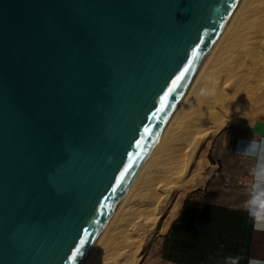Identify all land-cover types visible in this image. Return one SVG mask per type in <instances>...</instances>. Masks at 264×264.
<instances>
[{
    "label": "water",
    "instance_id": "1",
    "mask_svg": "<svg viewBox=\"0 0 264 264\" xmlns=\"http://www.w3.org/2000/svg\"><path fill=\"white\" fill-rule=\"evenodd\" d=\"M237 1L0 0V264H80Z\"/></svg>",
    "mask_w": 264,
    "mask_h": 264
},
{
    "label": "bare ground",
    "instance_id": "2",
    "mask_svg": "<svg viewBox=\"0 0 264 264\" xmlns=\"http://www.w3.org/2000/svg\"><path fill=\"white\" fill-rule=\"evenodd\" d=\"M250 3L252 4V1ZM250 3L248 4V2H244V0H238L236 5L232 9L231 13L229 14L228 18L220 28V30L213 37L208 48L206 49V52L201 57L194 72L192 73L188 82L183 88L180 96L177 98L172 108L170 109L165 119L163 120L162 124L158 128L153 140L144 151L140 161L136 165L129 180L122 189L112 209L110 210L109 214L104 220L100 228V231L93 239L91 245L89 246L80 264H94L95 262H98V260H100L101 257L103 258V256L105 255L107 256V253L109 251H116L117 249H119L120 245L125 239L129 241L131 240V242L135 241L133 245L135 244L136 249L133 248V250L136 251L138 250L140 243L145 239L147 234L154 228L158 229L159 233L166 232L169 222L178 213V205H177L178 203H177L174 204L169 209L165 217H163L162 219L159 218L163 206L170 199L171 193H176V197H177L176 200L178 201L179 199L184 198V194L187 190L195 189L199 187L206 180V176L204 175L205 163L201 159L202 144L205 142L209 134L215 133L223 129L224 127L228 126L232 122V117L221 116V114L218 113V111L213 109V107L215 106L218 109V107L222 105V101L221 100L219 101V97H216V94L217 92L223 91L222 88L224 89L225 84L229 82L230 78L228 77L229 80H227V78H223V80L224 79L226 80L221 84L220 81L218 83V80L217 82L211 83L209 82V80H207L209 79L208 77H211V74L210 76L205 74V76L207 77L204 78L207 79L202 78V75L204 76L203 67L205 66L204 68H207L206 66L207 64H209L207 63V61L209 60V59L207 60V58L211 57L213 51L215 55L216 44L217 46H219L218 42H220L223 39L222 38L224 37L223 33H225L229 29L231 22H233V20L235 21L234 19L235 12L240 7L243 9L247 8L248 10L249 9L248 5H250ZM228 32L229 31H227L226 34ZM227 36H231V35H227ZM225 41L227 42V40ZM237 47H238V43H237ZM232 48L235 47L232 46ZM229 50L230 49H228V51ZM227 54H229V52ZM214 55L213 57L215 58ZM224 55H226V53H224ZM231 55L227 56V60L230 59V58L228 59V57H230ZM219 69L222 70L221 68ZM212 70L215 71L216 69L214 70L213 68ZM217 71H215V73ZM215 73H212L213 78ZM218 78H215L213 80H216ZM210 80L212 81L211 78ZM244 82L245 80L242 81V83ZM209 84L211 86L213 85L215 87V90L213 89L210 90V88L212 87ZM227 87H229V85ZM244 87H245L244 84L238 83V89H243ZM250 89L251 88H249L248 91ZM205 90L206 92L209 90L208 92L210 93L211 91V93L207 94L208 92L205 93ZM213 91H215L214 93L216 94H213ZM204 94H206L207 96ZM209 95L212 97H210ZM225 95L228 96L229 94H225ZM204 106L205 107L208 106L206 110H203ZM195 107L198 108L196 109ZM218 110L221 111V108ZM186 114L188 115V117L185 119L184 117H186ZM205 117H208L207 119L209 120L213 119L212 123L209 126L205 124L206 123ZM207 122L209 121L207 120ZM179 125L182 126V130L179 127ZM188 125L192 126L190 130H188L187 127ZM204 125L205 128H202L204 127ZM194 157L198 158V161L195 163L196 170L195 172H192L190 174V166L193 163ZM118 212H121L120 214L121 216L123 214V216L121 218L120 216L118 217L119 218L118 222L119 221L120 222L118 223V225L115 224L116 226H112L113 227L112 229L117 228L115 230L116 232L114 231L113 234L116 235L119 234V236L124 239V240L122 239L121 242H118L119 239L117 242L114 241L115 238L117 237L116 235H115L116 237L109 236L110 238L106 236L109 233L107 231L111 227L112 221L114 222L113 218L115 214L118 215L117 214ZM140 213L141 216H138ZM114 219H116V216ZM104 237L107 238L106 240L109 239V243H107L106 245L107 248H103V249L101 248L100 251L98 249L96 250L97 246L100 243L102 245L103 243L106 244L105 243L106 241L103 242L105 240ZM131 238L133 239V241ZM134 238L136 240H134ZM102 247H104V245ZM134 251H132V253L130 254L134 255L133 253ZM129 258L131 257L129 256Z\"/></svg>",
    "mask_w": 264,
    "mask_h": 264
},
{
    "label": "rangeland",
    "instance_id": "3",
    "mask_svg": "<svg viewBox=\"0 0 264 264\" xmlns=\"http://www.w3.org/2000/svg\"><path fill=\"white\" fill-rule=\"evenodd\" d=\"M251 1H252V4L250 3ZM244 2H248V4L250 3V5H248L249 9L247 10V8L243 9L240 7L235 12V14H234L235 21L233 20V22H231L229 29L227 30L229 32L226 34V32H227L226 31L225 33H223L224 35L222 34L225 37V38L224 37H222V38L227 40V42L222 39L220 42H218L219 46H217V44H216L215 55H214V51H213L211 54V57L207 58V60L209 59L207 61V63H209L206 66L207 68H204L205 67L204 66L203 67L204 71L202 70L203 74H204V76L202 75L203 79H207V78H204V77H207V76H205V74L208 76H210V74H211V77H208L209 79H207L211 83L217 82V80H218V83L220 81V84H221V83L225 82V80H226V79L223 80V78H227V80H229V78H230L229 82L226 83L227 86L229 85V87H227L225 84L224 89L222 88L223 91L217 92V94L214 93L215 91H213V94H216V97H219V101L220 100L222 101V105L219 106L221 108L222 112L220 110H218V109H220L219 107L217 109L215 106V107H213V109L218 111V113H220L221 116L232 117V122L229 125L246 123V122H249L251 120L264 118V0H244ZM235 15H237V16H235ZM247 29H249V30H247ZM237 30H239V31H237ZM225 34H226V36L227 35H231V36H227L228 37V39H227ZM237 43H238V47H237ZM220 44L221 45L224 44L223 45L224 47L221 46ZM232 46L235 48H232ZM228 49H230V50L228 51ZM231 51H233L234 53ZM228 52H229V54H227ZM224 53H226V55H224ZM213 55L215 56V58L213 57ZM228 55L232 56V58H231V56L228 57V59L230 58L229 60H227ZM225 56H226V58H225ZM224 64H226V65H224ZM215 65H216V68H215ZM213 68H214V70L216 69L215 71H217V70H219V71H217L215 73V71L212 70ZM219 68H221L222 70H220ZM210 72L215 73L214 78L212 77L213 74ZM218 73H219V76H218ZM216 74H217V76H216ZM210 78L212 79V81L210 80ZM215 78H218V79L213 80ZM241 80L242 81L245 80V82L242 83ZM248 81H249V84H248ZM250 82H251V84H250ZM238 83L244 84L245 87L243 89L246 91H244L243 89H238ZM211 87L212 88H210V90H212V89L215 90V87L213 85ZM228 88H230V89H228ZM249 88H251V89L248 91ZM226 91H228V92H226ZM207 92L205 90V93H207ZM210 93H211V91H210ZM210 93L208 92L207 94H210ZM222 93H224V94H222ZM213 94H211V95H213ZM225 94H229L230 96L229 95L226 96ZM204 95H206V94H204ZM210 97H212V96H210ZM208 106H206V107L204 106L203 110H206ZM187 117H188V115L186 114V117H184V118L186 119ZM184 118H183V120H184ZM205 118H204L206 120L205 124L209 126L212 123L213 119L209 120V119H207L208 117H205ZM207 120L209 122H207ZM179 127L182 130V126L179 125ZM187 127H188V130H190L192 126L188 125ZM226 127H224L223 129H226ZM202 128H205V125ZM223 129H221V130H223ZM221 130H219V131H221ZM219 131L212 133V134H209L207 139L205 140V142L202 144V147H201V153H202L201 159L205 163L204 175L206 176V179H207L208 175L212 172V169L214 167H216V166L212 165L213 159L210 155V152H211V150H210V142L211 141L210 140ZM208 156H209V158H208ZM197 161H198V158L194 157L193 163L190 166V174L192 172H195V170H196L195 163ZM205 181L199 187H197L195 189L187 190L184 194V198L187 194H191L194 192L196 195L201 196V191H204L203 188L205 185ZM194 190H199V191L201 190V191L200 192L197 191V193H196V191H194ZM176 198H177L176 193H171L170 199L163 206V208L161 210V213L159 216L160 219L165 217V215L168 213L169 209L174 204H177V203H178L177 205H178V213H179L184 198L179 199L178 201L176 200ZM120 213L121 212H118L117 213L118 215L115 214L116 219H114L115 218V216H114V218H113L114 222L112 221L111 227L109 228L111 230L108 229L107 232H109V233L106 236H108V237L112 236L113 237L116 235L113 233L117 228L112 229L113 228L112 226H116L120 222V221L118 222V219H119L118 217L120 216V218H121L123 216V214L121 216ZM138 216H141V213ZM115 221H116V223H115ZM170 222H169V225H170ZM169 225H168V227H169ZM168 227H167V229H168ZM150 232L147 234L145 239L140 243V246H139L138 250H136V251L133 250V248L136 249V247H135V244L133 245V243L135 241H133L132 238L131 239L133 242H131V240L130 241L126 240V239L124 240L123 238H121L119 236V234L116 235L118 238L115 236L117 238V240L114 237L115 238L114 241L117 242L119 239L118 242H121V240L123 239L125 242L124 241L122 242L119 249H117L116 251H109L107 253V256L105 255V256H103V258L101 257V259L98 260V262H95L94 264H131V263L132 264H173V263H170V262L164 260L161 257V239L160 238H161V235L163 233H159L158 229H156V228H154ZM137 235H140V234H137ZM132 236H134V235H132ZM106 239L107 238H105V240L103 239L104 241L102 240L103 242L106 241L105 242L106 244H104L102 242L104 247H102L103 245L100 243L97 246L96 250L98 249L100 251L101 248L102 249L107 248L106 245H107V243H109V239L108 240H106ZM134 240H136V239L134 238ZM132 251H134L133 252L134 255L130 254V253H132ZM129 256L131 258H129Z\"/></svg>",
    "mask_w": 264,
    "mask_h": 264
},
{
    "label": "crops",
    "instance_id": "4",
    "mask_svg": "<svg viewBox=\"0 0 264 264\" xmlns=\"http://www.w3.org/2000/svg\"><path fill=\"white\" fill-rule=\"evenodd\" d=\"M210 141L212 165L216 167L205 181V192L200 190L201 196L195 192L186 196L251 213L247 264L251 259L264 261V220H255L256 213L264 208V118L229 125ZM167 231L161 235V248Z\"/></svg>",
    "mask_w": 264,
    "mask_h": 264
},
{
    "label": "trees",
    "instance_id": "5",
    "mask_svg": "<svg viewBox=\"0 0 264 264\" xmlns=\"http://www.w3.org/2000/svg\"><path fill=\"white\" fill-rule=\"evenodd\" d=\"M252 225L251 213L186 196L163 236L161 257L173 264H247Z\"/></svg>",
    "mask_w": 264,
    "mask_h": 264
},
{
    "label": "clouds",
    "instance_id": "6",
    "mask_svg": "<svg viewBox=\"0 0 264 264\" xmlns=\"http://www.w3.org/2000/svg\"><path fill=\"white\" fill-rule=\"evenodd\" d=\"M255 220L256 221L264 220V208H262L260 211H258L256 213ZM254 227H256L255 222H254ZM237 259H239V258H237ZM249 264H264V261H260L257 259H251V260H249Z\"/></svg>",
    "mask_w": 264,
    "mask_h": 264
},
{
    "label": "snow or ice",
    "instance_id": "7",
    "mask_svg": "<svg viewBox=\"0 0 264 264\" xmlns=\"http://www.w3.org/2000/svg\"><path fill=\"white\" fill-rule=\"evenodd\" d=\"M193 55H195V53H193ZM182 75H183V74H181V76H182ZM180 79H181V77H177V80H176V81H173V84L175 85ZM169 91H171V89H169ZM166 95H167V94H166ZM125 171H127V169H125ZM123 176H124V173L122 172V173L120 174V179H123ZM120 179H118V180L116 181L117 184L120 183ZM84 243H85L84 240H81V241H80V245H83ZM77 251H80V249H77Z\"/></svg>",
    "mask_w": 264,
    "mask_h": 264
}]
</instances>
